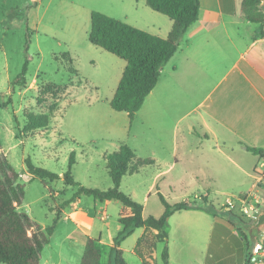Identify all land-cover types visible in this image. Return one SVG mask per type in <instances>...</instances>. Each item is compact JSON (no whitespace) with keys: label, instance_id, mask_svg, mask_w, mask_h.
<instances>
[{"label":"rangeland","instance_id":"374dc122","mask_svg":"<svg viewBox=\"0 0 264 264\" xmlns=\"http://www.w3.org/2000/svg\"><path fill=\"white\" fill-rule=\"evenodd\" d=\"M92 11L157 35L165 34L172 23L145 0H0V140L8 159L20 173L19 182L26 189L25 201L19 209L30 213L45 228L60 215L41 264H80L85 245L73 222L70 201L78 187L68 185L63 178L43 181L33 177L26 167L27 157L36 165L63 175L69 167L70 153L76 151L72 168L75 180L86 187L108 189L113 182L105 156L117 150L120 142H126L142 158L153 148L160 149L156 148L159 141L154 130L147 129L141 139L139 114L130 131L128 123L125 127L124 112L116 111L118 118L110 115L115 111L110 100L126 60L90 42ZM26 59H29L27 82L21 85L14 80ZM30 113L48 115V125L28 128ZM199 129L204 132L202 127ZM172 133H168L164 143L171 142ZM156 169L155 165L141 167L138 172L124 176L120 187L142 204L152 192L146 205L147 215L158 216L164 211L157 187L171 203L194 199L203 202L200 197L194 198V192L198 185L206 183H195L188 175L180 176L179 167L149 191ZM80 198L79 208L93 209L94 202L99 207L109 204L107 219L101 220L99 215L94 225V232L96 228L103 230L99 244L101 264H108L110 246L122 228L121 202H100L85 194ZM210 198L218 206L227 195L211 193ZM169 218L168 247L172 250V263L198 264L199 246L187 244L189 235L180 227L179 216ZM263 231L264 226L260 239ZM136 235H130L122 243L128 264H143L134 251ZM165 245L158 243L153 264H165L162 258Z\"/></svg>","mask_w":264,"mask_h":264},{"label":"crops","instance_id":"0c3cea01","mask_svg":"<svg viewBox=\"0 0 264 264\" xmlns=\"http://www.w3.org/2000/svg\"><path fill=\"white\" fill-rule=\"evenodd\" d=\"M200 1L199 19L163 66L156 87L137 112L143 128L141 139L147 129L154 130L159 141L156 148L161 150L153 148L146 156L154 159L152 165L157 167L149 191L179 167L180 176L206 183L197 186L194 198L206 196L214 203L211 193L227 198L246 193L264 197V159L244 146L264 148V36L258 33L256 23L244 17L243 0ZM172 25L173 21L165 34L158 36L166 38ZM115 112L110 115L120 117ZM124 113L125 127L128 123L130 131L133 123L130 125V118ZM181 124L184 125L179 132ZM170 131L172 139L166 144L163 141ZM149 193L143 203L145 217L151 215L146 214L152 192ZM71 203L73 222L84 245L88 237H100V244L103 230L96 228L94 232V225L99 215L101 220L107 219L109 204L99 207L94 202L93 209L79 208L80 196ZM225 203L226 200L212 210L200 203L176 211L169 218L179 216L180 227L189 235L187 244L199 246L198 264H245L248 255H253L256 241L245 227L248 224L231 220ZM143 233L144 228L140 227L132 234H137L134 248ZM262 233L259 243L264 241ZM263 256L261 253L252 264H264Z\"/></svg>","mask_w":264,"mask_h":264},{"label":"trees","instance_id":"16d2710c","mask_svg":"<svg viewBox=\"0 0 264 264\" xmlns=\"http://www.w3.org/2000/svg\"><path fill=\"white\" fill-rule=\"evenodd\" d=\"M153 10L167 15L172 21V28L166 38L150 33L127 22L109 16L100 11L91 12V30L89 40L94 45L126 60L122 76L111 99V107L119 112H126L130 123L142 108L147 96L156 87L162 68L179 49L187 30L199 19L200 0H145ZM244 17L257 24L258 33L264 36V3L263 0H243ZM30 36L28 35L27 48ZM29 59L23 64L20 74L14 82L24 85L27 82ZM28 128L47 126L49 117L45 114H28ZM245 148L264 159V148L244 144ZM107 168L113 182L108 189L91 188L76 181L72 168L76 163V151L69 157L68 170L60 175L44 167L36 165L30 157L25 160L28 172L41 180L55 181L63 178L68 185L78 187L70 201L81 194L91 195L95 200L105 202L118 200L121 202L119 222L122 228L113 239L108 264H128L122 243L137 228H144V233L137 240L135 253L143 264L154 263V253L159 242L166 245L162 252L165 264L169 261L168 218L176 211L197 207L199 202L182 200L171 203L158 189V196L165 208L160 216H144V205L121 190L124 176L134 174L141 167L152 165L154 159L138 157L133 148L123 142L119 149L106 154ZM20 173L14 168L3 150L0 140V264H41L43 251L54 233L58 215L51 226L44 227L26 211L20 210L26 196L24 184L19 182ZM202 204L208 209L214 205L206 196ZM231 220H239L249 224L250 218L238 208L229 211ZM100 237H88L80 264H101ZM264 250V241H262ZM252 254L246 258L245 264H252ZM264 259V256H263Z\"/></svg>","mask_w":264,"mask_h":264},{"label":"built area","instance_id":"2783aa9c","mask_svg":"<svg viewBox=\"0 0 264 264\" xmlns=\"http://www.w3.org/2000/svg\"><path fill=\"white\" fill-rule=\"evenodd\" d=\"M236 203H239V210L250 219H255L264 206V197L259 194L246 193L239 196H232L226 199V208L228 211L235 208ZM264 253L262 244H256L253 247V256L251 262L255 263L258 261V256Z\"/></svg>","mask_w":264,"mask_h":264},{"label":"water","instance_id":"95a60500","mask_svg":"<svg viewBox=\"0 0 264 264\" xmlns=\"http://www.w3.org/2000/svg\"><path fill=\"white\" fill-rule=\"evenodd\" d=\"M264 1V0H263ZM264 226V206L259 215L253 220V223L245 225V227L250 231V234L256 244L259 243L257 240L259 239V233Z\"/></svg>","mask_w":264,"mask_h":264}]
</instances>
